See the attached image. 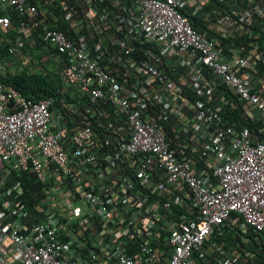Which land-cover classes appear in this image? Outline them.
<instances>
[{"label": "built area", "instance_id": "obj_1", "mask_svg": "<svg viewBox=\"0 0 264 264\" xmlns=\"http://www.w3.org/2000/svg\"><path fill=\"white\" fill-rule=\"evenodd\" d=\"M65 1L62 18L70 24L82 17L80 5L97 15V6L105 4ZM121 1L120 14L104 10L99 16L101 27L113 20L112 36L117 33L116 40L103 42L47 25L41 0H0L7 53L17 56L39 31L61 57L64 86L79 98L61 101L70 110L62 115L53 109L57 99L35 102L0 82V164L10 173L31 171L42 182L53 181L44 191L48 210L31 224L23 221L28 210L22 188L2 186L0 264H192L233 215L239 230L264 234V97L251 82L257 72L264 77L258 62L264 56L251 57L256 49L225 54L224 45L197 32L181 13L190 9L201 22L211 21L204 9L215 1L232 11L216 9L212 21L218 26L238 4ZM248 9L236 18L251 27L264 8ZM218 84L254 113L261 127L257 140L248 127L228 126L220 105H213ZM183 86L194 101L183 95ZM83 112L87 122L77 124ZM187 137L202 144L199 157L213 158L202 171L175 148ZM219 254L220 264L238 261Z\"/></svg>", "mask_w": 264, "mask_h": 264}, {"label": "trees", "instance_id": "obj_2", "mask_svg": "<svg viewBox=\"0 0 264 264\" xmlns=\"http://www.w3.org/2000/svg\"><path fill=\"white\" fill-rule=\"evenodd\" d=\"M44 1L45 0H41L39 9H43V10L49 9V12L48 13L46 12L47 14L45 13L46 18L44 19V21L47 25L51 26L54 29L61 30L63 32H67L69 30H72L74 32L79 31L82 32L83 37L85 36L86 39H91L93 36H99L98 39L103 42L104 40H108V39L114 40L117 37V33H115V35L112 36L111 24H115V22L113 20L107 19L108 22L107 26L101 27V24L99 22V16L101 13L104 12V10H106L111 17L115 16L116 14H120L121 13L120 8L116 7V5L119 3V0H104L105 4H103L102 7L97 6L98 9L97 15L95 14L93 15V13H91L88 8L82 7L80 5L78 7V11L81 13L82 17L78 21L72 24H70V22L65 21L62 18V12L60 13V5L62 3H57L56 2L57 0H55L53 6L50 7L43 4ZM233 2L238 4L239 6L238 11H233V15L230 16L231 18L228 21H224L222 24L218 26L201 22L200 19L197 17V15L195 16L192 13H189V11L186 9L181 10V13L188 18L189 22L191 23V26L197 32L204 34L208 37L211 36L216 43L224 45L225 49L223 50L225 54H227L229 52V49L234 46L236 47L235 49L239 51L240 56L246 55L245 49H256L257 51H255L254 53L252 52L251 54V57L255 58L256 53L259 54L260 52H264V32L262 31V25H264V9L262 10L260 16L258 17L254 16L252 18L253 23L251 27H247L244 23L239 22L238 18H236V13L243 15L245 12H248L249 4H251V6L257 5L262 9L264 8V0H233ZM211 5L214 7V9L216 8L219 10L223 8V5L218 4L215 1L211 3ZM223 9L225 12L231 11L229 8H223ZM6 13L11 14L12 19L14 20L15 16L12 12L9 13L7 11ZM230 13H232V11ZM3 15H5V13H0V16ZM98 27L102 29V32H100L99 35H97ZM38 32L39 31L33 32L32 37H30L29 39L30 41L29 42L27 41V43H25V47L22 51V54L23 55L31 54L34 57V55H36L37 53V50H35L34 48L36 47L39 48L40 44H42L48 48V51L46 52H49L51 55H53V57L54 55L57 56L56 51L53 48H50L41 40V37L39 36ZM8 36L12 38L14 35L9 34ZM4 37H6V35L4 36L3 33L0 31V60H2V63L5 62L7 63L12 61L13 57L7 53L8 44L1 41V39ZM31 42L33 43L31 44ZM35 58L38 59L37 57ZM258 62L264 64V60H259ZM51 64L54 65L53 59H51ZM43 70H44L43 72H45L44 74L42 72L31 74L25 68L23 70H16L15 73H10L7 70H5L4 74L0 73V82L5 86L13 87L17 91H19L24 97L35 102L39 100H44L49 97L55 98L57 100H56L55 108L53 109L56 110L58 114L65 115L66 113H69L70 110L62 107L61 101H64L66 103V102L74 101V99H79V98L71 91V89L68 90L64 86L62 80L60 79L59 75L56 72L52 71L51 69H47L45 64L43 65ZM230 92L228 93V95L225 94L226 100L229 101L230 105H228L225 111L223 112V117L227 125L235 128L236 130H239L244 127L249 128L251 125L248 123L249 119L247 118L248 116L247 114L248 109L246 108L247 106L245 104H241L237 99H234L233 95L231 94L232 92L231 93ZM183 95L190 102L196 99L195 94L190 90V88L185 86H183ZM84 117H85L84 119H82L81 117L77 118L76 123L78 124L79 121H83L86 123L87 122L86 115H84ZM85 123L81 124L80 126H85L86 125ZM170 140L172 141L171 137ZM12 174L14 176L12 182L14 183V185L20 186L24 192L22 199L24 200V202H26L28 216L24 218L23 221L25 222V224H31L38 220L37 216H43L45 210H48L49 205L48 203H46L45 200L46 195L44 191L45 189H49V187L53 185V181L42 182L38 180L36 174H34L31 171H26V172L12 171ZM140 188L141 191H143L144 193H149L148 191H146V188L144 187H140ZM226 225L222 227L218 231V233L221 230L224 232L226 230ZM238 232L236 233V236L237 239H239L238 240L239 245L242 247V248L240 247V250L243 256L245 257L247 252L249 251L256 254L257 260H259V262L263 260L264 247L263 249H260L259 248L260 244L258 242L254 243V239L257 238L259 239V241L260 240L264 241V234L254 232L250 228H246L241 232L239 230ZM238 236H240L241 239ZM246 239L252 241L256 247L258 246L256 248L257 251L250 250L249 248H247V246L243 244V242L246 241ZM262 245H264V243ZM250 264H258V263L250 262Z\"/></svg>", "mask_w": 264, "mask_h": 264}, {"label": "crops", "instance_id": "obj_3", "mask_svg": "<svg viewBox=\"0 0 264 264\" xmlns=\"http://www.w3.org/2000/svg\"><path fill=\"white\" fill-rule=\"evenodd\" d=\"M121 1V0H119ZM55 2V0H51L48 4H46V6H53V3ZM57 3H62L60 5V13H63L62 8L63 3L66 5V1L65 0H57ZM100 7H102V5H99ZM68 8V7H67ZM210 12V19L211 21H206L205 23H209V24H213V20H215L218 15H217V11L216 8L214 9V7L209 3V7H206L204 9V14H206V12ZM214 10V11H213ZM191 10L189 9V13ZM44 12H49V9H46ZM263 25H262V31H263ZM222 31V30H221ZM6 38V37H4ZM1 41H3L1 39ZM27 41L29 42V38L25 41V43H27ZM4 42V41H3ZM33 42H31L32 44ZM25 47V46H24ZM34 48V47H33ZM236 47H232L230 48L229 52L237 55L239 54V51L235 49ZM35 50H37V53L39 55L38 58L42 57V59H47L48 63H51V59H53V63L54 65H52L53 69H51L52 71L56 72L58 74V66L60 63V58L59 56H55L53 57V55H51L48 51V48L45 45L40 44V47H36L34 48ZM246 51L248 49H245ZM23 51V50H22ZM21 51V53H22ZM260 54L264 55V52H260ZM39 72H42L43 74L45 72H43V68L41 70H38ZM37 73V72H36ZM31 74H34L31 72ZM252 84H254L255 89L259 92V94L264 97V77H262L258 72L255 73V76L251 79ZM230 92L229 89H226L223 85L218 84L217 86H214L213 89V99H215L213 102V105H220L221 109L223 110V112L225 111V109L227 108L228 105H230L229 101L226 100L225 94L228 95V93ZM231 93V92H230ZM234 97V99L238 98L231 93ZM232 97V98H233ZM239 101V100H238ZM240 102V101H239ZM241 103V102H240ZM243 104V103H241ZM247 108V107H246ZM248 116L247 118L249 119V124L251 125L249 127L250 132H251V137L252 140H257L259 135V131H260V124L257 121V119L254 118V113L251 112L250 110H248L247 112ZM194 132L190 133V137L194 136L193 135ZM197 137V136H194ZM187 142L186 144H182L178 141L175 142V148L177 149L178 153L182 152L184 153L189 159H192L193 163L196 166L197 172L204 170V168H206L208 165H211L213 162V158L212 157H208V158H201L199 157V149L202 147V144L200 147L197 146L196 140L194 141L193 139L189 137H187ZM190 142H194V143H190ZM5 168H7L6 166L2 167L0 164V184H2V186H8V187H12L14 186V183L12 182L14 176L12 173H10V171L8 173L5 172ZM10 173V175L12 174V180L9 178L8 174ZM239 226H240V220L237 216L233 215L229 221L227 222L226 225V230L224 232L221 230L219 233L216 232L214 234V236H210L207 238L206 242L204 243L203 247L201 248V250L196 253L193 257V263L192 264H220L219 261L221 262V260L219 258L220 254L219 252L222 251L223 253V257L224 258H236L238 261L237 263L234 264H250V262L253 263H258V264H264V259L261 260L259 262V260H257V256L256 254L252 253V252H247L246 256L244 257L243 254L241 253L240 250V245L236 236V233L239 231ZM241 232V230H240ZM239 233V232H238ZM239 235V234H238ZM218 236V238H217ZM240 238V236H238ZM241 239V238H240ZM235 240V241H233ZM258 242L260 244V249H263L264 245H262L264 243L263 240H260L255 238L254 239V243ZM243 244L245 246H247V248H249L250 250L253 251H257L256 247L252 241L247 240L243 242ZM242 248V247H241ZM239 249V250H238ZM259 249V250H260ZM258 250V251H259Z\"/></svg>", "mask_w": 264, "mask_h": 264}, {"label": "rangeland", "instance_id": "obj_4", "mask_svg": "<svg viewBox=\"0 0 264 264\" xmlns=\"http://www.w3.org/2000/svg\"><path fill=\"white\" fill-rule=\"evenodd\" d=\"M35 57H39L38 54L34 55V57L31 54H25L23 55L21 52L12 58V61L7 62L6 65L1 66V69H5L10 73H15L16 70H23L24 68L27 69L30 73L35 72L38 70H41L43 68V65L47 67V69H53L51 63H48L47 59H42V57L36 59ZM30 58V63L24 64L25 59ZM6 173L9 172L7 168L4 169ZM9 178L12 180V174H8ZM2 188V184H0V190ZM7 205V204H5Z\"/></svg>", "mask_w": 264, "mask_h": 264}, {"label": "clouds", "instance_id": "obj_5", "mask_svg": "<svg viewBox=\"0 0 264 264\" xmlns=\"http://www.w3.org/2000/svg\"><path fill=\"white\" fill-rule=\"evenodd\" d=\"M2 166V165H1Z\"/></svg>", "mask_w": 264, "mask_h": 264}]
</instances>
